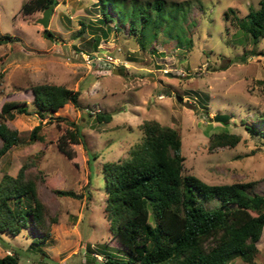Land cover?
<instances>
[{
    "label": "rangeland",
    "instance_id": "rangeland-1",
    "mask_svg": "<svg viewBox=\"0 0 264 264\" xmlns=\"http://www.w3.org/2000/svg\"><path fill=\"white\" fill-rule=\"evenodd\" d=\"M30 1L0 0V33L14 39L0 46V120L21 140L1 157L0 182L26 168L54 223L51 237L39 245L32 224L18 236L2 234L0 260L15 253L21 264H90L91 257L104 263L108 254L128 259L106 217L102 170L107 162L128 158L144 138L147 121L179 132L185 175L211 185L256 183L255 192L264 194V39L240 42L237 26L261 0H165L190 9L183 21L180 17L183 43L178 34L173 39L160 34L147 49L128 25L117 31L114 22H100L99 0H56L47 28L55 38L50 39L38 22L45 10L24 12ZM230 10L236 13L227 21ZM108 12L117 20L112 8ZM101 27L111 29L107 38ZM38 85L80 92L82 109L69 103L41 115L33 104L32 89ZM8 103L29 107L30 114L8 119L3 113ZM97 113L112 120L99 123ZM218 115L229 120L216 122ZM71 123L82 127L87 150L71 143L61 147V138L75 129ZM37 127L42 140L32 141ZM225 131L240 136V143L212 150L211 137ZM88 153L96 156L92 162ZM57 190L81 198L59 197ZM257 247L254 264H264V231ZM232 264L246 263L234 259Z\"/></svg>",
    "mask_w": 264,
    "mask_h": 264
},
{
    "label": "trees",
    "instance_id": "trees-1",
    "mask_svg": "<svg viewBox=\"0 0 264 264\" xmlns=\"http://www.w3.org/2000/svg\"><path fill=\"white\" fill-rule=\"evenodd\" d=\"M99 4L100 22L104 25L114 22L117 31L128 25L131 35L143 49L160 34L169 35L171 39L178 34L179 43H183L179 35L180 17L183 21L190 12L185 3L167 4L165 0H156L147 4L138 1L127 4L99 0ZM259 5L258 10L250 9L245 20L237 19L242 34L240 42L257 44L264 39V0ZM50 6L56 7L57 1L31 0L23 10L29 14ZM110 8L116 12L117 20L108 12ZM230 13L236 12L230 10L226 14L227 21ZM99 30L106 38L107 31H111H104L102 27ZM45 34L50 39L55 38L49 30ZM185 40L192 47V40ZM10 42H14L11 36L0 33V46ZM96 42L98 44L100 39ZM2 79L0 73V83ZM32 90L34 107L43 116L58 112L69 103L82 109L80 92L54 85H38ZM3 113L8 119L30 114L29 107L19 103L6 104ZM95 118L99 123L112 120L104 113H97ZM261 122L264 125V117ZM71 126L75 129L61 138L64 145L61 147L71 143L87 150L82 127L75 123ZM142 129L144 138L129 151L128 158L107 162L102 170L107 196L106 217L114 237L128 250L130 257L119 259L108 254L104 263L91 257L90 264H232L234 259L254 264L259 252L257 244L264 231V194L255 192L256 183L211 185L194 175H185L179 132L156 121L145 122ZM39 130L40 127L34 129L32 141L42 140ZM246 130L252 135L257 133L249 127ZM0 140L3 143L0 159L21 142L19 132L1 120ZM240 141V136L225 131L211 137L210 148H234ZM88 154L92 162L96 156ZM55 193L59 197L81 198L73 191L57 190ZM53 223L39 199L37 182L26 175V168L16 178L3 177L0 182V236L4 233L18 236L32 224L40 233L41 240L34 241L39 245L51 237ZM0 264L21 263L15 253L5 256Z\"/></svg>",
    "mask_w": 264,
    "mask_h": 264
},
{
    "label": "water",
    "instance_id": "water-1",
    "mask_svg": "<svg viewBox=\"0 0 264 264\" xmlns=\"http://www.w3.org/2000/svg\"><path fill=\"white\" fill-rule=\"evenodd\" d=\"M53 6H50L48 9H46L43 13V18L39 19L38 22L45 28V30H47L48 26H49V22H50V15L53 12ZM229 120V117L224 116V115H218L215 118L216 122H220V123H226Z\"/></svg>",
    "mask_w": 264,
    "mask_h": 264
}]
</instances>
